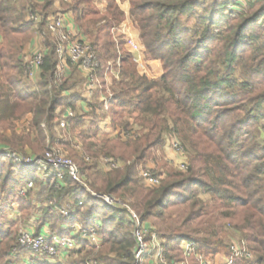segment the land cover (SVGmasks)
I'll list each match as a JSON object with an SVG mask.
<instances>
[{
	"label": "trees",
	"instance_id": "1",
	"mask_svg": "<svg viewBox=\"0 0 264 264\" xmlns=\"http://www.w3.org/2000/svg\"><path fill=\"white\" fill-rule=\"evenodd\" d=\"M36 1L0 0V122L10 124L32 114L33 142L30 134L20 141L40 156L62 145L56 134L58 109L76 110L83 98L75 93L78 67L70 78H57V44L47 29L55 0L40 5ZM98 1L107 3L106 12L99 10ZM117 1L76 0L66 7L101 63L97 77L104 89L108 63H115L121 53L122 79L115 80L108 114L114 128L131 132L137 125L141 131L126 143L106 137L93 152L96 159L105 155L126 162L122 169L105 173L75 152L72 157L96 192L133 200L137 217L143 224L151 223L163 241L169 264H199L196 255L227 252L232 232L241 234L253 253L234 264H264V24H259L264 0H128L147 56L162 63L159 80L141 76L132 56L113 38V30L124 20ZM37 10L42 14L38 25L27 21V14ZM36 34L47 54L39 80L32 82L21 54ZM91 105L94 120L89 129L97 136V119L107 111L97 114L96 108L105 110L100 101ZM128 113L131 118L126 119ZM86 116L82 112L72 120L73 130L87 123ZM169 138L184 151L189 170L168 175L159 187L144 188L138 167ZM14 140L0 136V143L19 149ZM14 171L18 179L13 178ZM29 182L35 189L23 198L18 188ZM37 188L34 195L48 203L37 232L49 225L55 235L70 237L68 226L74 222L85 227L101 224L97 255L95 248L88 250L78 240L80 249L71 253L67 264H135V222L127 210L108 207L67 174L61 181L43 180L35 169L9 160L0 164V189L7 194L0 198L4 207L0 220L14 203L21 215L14 223L0 222V264H27L31 252H14V227L30 224L28 210L36 207L32 198ZM63 208L73 211L70 222L62 216ZM183 242L196 246L190 259L182 251Z\"/></svg>",
	"mask_w": 264,
	"mask_h": 264
},
{
	"label": "built area",
	"instance_id": "2",
	"mask_svg": "<svg viewBox=\"0 0 264 264\" xmlns=\"http://www.w3.org/2000/svg\"><path fill=\"white\" fill-rule=\"evenodd\" d=\"M45 3L46 0H38ZM76 0H55L54 5L68 6ZM67 14L69 12H66ZM65 14L62 11H58L55 16L48 18L47 29L51 38L57 44V57L59 60L57 78H61L62 68L65 66L78 67L83 71L84 78L86 80V92L89 98L86 101L87 113L91 109L92 100L91 96L94 93H99L104 89V84L101 79L97 77V72L101 68V63L98 60L97 55L93 51V48L89 42L83 40V36L80 31H71L66 26ZM41 15L36 13L29 16L28 20L35 24H39L41 21ZM259 24H264L262 19ZM75 26V25H73ZM74 29V28H72ZM130 47H135V43L129 42ZM120 49V48H119ZM47 50L42 47L40 41L35 42L31 51L25 52L23 55V62L27 66L26 75L32 82L39 80L41 75V68L44 65L45 56ZM135 63L138 60L133 58ZM122 65L121 53L120 58L114 63H108V72L105 74V86L108 85L107 79L112 76L119 78L120 68ZM114 68H117L114 70ZM119 80V79H117ZM113 99V95L109 92L106 98H100V102L103 103L105 111H108L110 103ZM86 108V109H87ZM77 116L76 110L69 107L64 110L61 115V121L58 123L62 129H66L71 125L73 119ZM123 139L136 140L138 138L137 132H124L119 131ZM174 148L183 151L178 142L174 140ZM185 156V154H183ZM13 160L16 163L22 164L27 168H33L38 171V174L44 180L57 179L59 181L64 179L65 174L70 176L72 180L79 183L94 197L106 204L111 208H120L127 210L136 223L135 228V264H152L153 262L165 260V253L163 249V241L155 233L153 227L143 224L138 217L134 214L129 204L125 201L117 199L113 195L102 194L88 188L86 176L82 173L79 166L67 156H64L60 151L50 149L42 156H22L11 150L0 151V161ZM86 161H90V158H84ZM104 170L112 171L122 169L123 163L113 158H103L102 160ZM2 163V162H0ZM102 166V167H103ZM187 164L184 162L181 169L185 170ZM145 183L149 187H159L161 185L162 178L155 173L145 171L142 173ZM34 183L29 182L25 187H21L20 195L26 196L29 191L33 190ZM82 205V204H80ZM61 214L65 220L70 222L73 211L69 208H63ZM101 224L96 222L95 226L85 227L80 222L72 223L68 229L70 230V237H62L55 235L52 231L46 230L45 233L34 232L32 228L26 226L18 237L17 244L14 248V252L19 250L28 251L33 253L36 257L50 263H63L67 264L68 258L71 253L80 249L78 240L85 242L88 246H92L95 249H99L101 246L102 238L100 237L99 230ZM150 238V239H149ZM182 251L187 258H190L195 254V244L184 242L181 245ZM232 256L222 263L214 262L215 264H234L238 258H248L251 254L246 245L233 248ZM199 263L207 264L208 262L201 256H197ZM154 259V260H152ZM206 262V263H205ZM96 264V263H94ZM174 264H186V263H174Z\"/></svg>",
	"mask_w": 264,
	"mask_h": 264
},
{
	"label": "rangeland",
	"instance_id": "3",
	"mask_svg": "<svg viewBox=\"0 0 264 264\" xmlns=\"http://www.w3.org/2000/svg\"><path fill=\"white\" fill-rule=\"evenodd\" d=\"M229 1H234V0H229ZM36 2L39 5L42 4V2H40L38 0ZM240 2H243V1L241 0ZM53 11L54 10L52 8L51 12H53ZM37 13L40 14V11L37 10ZM55 15L56 14L51 13V16H55ZM28 16H29V14H27V21L30 22L28 20V18H29ZM48 33H49V31H48ZM82 36H83V40L84 41L89 42V39L84 34H82ZM113 38H117L116 35H113ZM41 40H42V37H41ZM118 40H120V39H118ZM29 43L27 45H29ZM41 45H43V44H41ZM25 52H26V47L23 49V52L21 54V58L22 59H23V55L25 54ZM115 69H117V68H114V70ZM78 75H79L78 78H81L83 76V74H80V73H78ZM110 77L113 78L112 81H111V85H108L106 87V89H103L99 93H97V92L94 93L91 96L92 103L100 101V100H98L99 98H101V99L102 98H106V96H108L109 92L114 96L113 87H114V84L116 83L115 80L119 79L118 81H121L122 77H121V75H119V78H115V76H112L111 74H110ZM86 96H87V98H89L88 97L89 94L86 95ZM80 106H81V103H79L78 107H80ZM64 110L65 109H58V111H57V125H56V134L58 135V138L60 139V142L62 143V145L56 144L51 149H55V150L60 151L64 156H67L68 158H70L72 161H74L79 166L78 162L75 161L74 158L72 157L74 155V152H75L76 154H78L79 158L84 160L88 165L97 163L98 166L100 167V170L102 172L108 173L109 171H105L104 170V166H103V163L101 161L103 158H106L108 156L100 155L96 159V158H94L92 156L93 152L98 149V147L100 146L102 140L104 138H106V137H109V138H111L113 140H119V141H122L124 143H126L128 141H132V140L126 141V140L123 139V136H121L120 132H119V131L122 130V128L118 127V129H116V128L113 127V120L110 118V116L107 118V116L109 115L108 112L105 115V118H99V120L97 121V126H98V135L97 136H95L93 133H91V129H89V125H86L87 123L84 126L80 127L79 129L73 130V125H72V122H71V125L68 128L62 129L58 123H60V121H61V115L64 112ZM87 110H88V108H87ZM92 110H93V107H91V109L89 110L88 114H90ZM95 110L99 114H102V113L105 114V110H100L98 108H96ZM82 112L83 111H81V109L79 110L78 108H76L77 116L80 113H82ZM77 116H76V118H77ZM89 117L92 118L93 116L89 115ZM127 117L131 118V115L128 113L126 115V119H127ZM131 122L134 123L135 122V118L134 119L132 118ZM32 123H33L32 114H25V115L21 116L20 118H18L16 120L12 119L10 124L9 123L7 124V123L0 122V136H4L5 138H7L9 140H14L15 139L14 143L16 145H19V149H13V148L10 149V147H8L7 145H4L3 143H0V151H2V150H11V151H14V152H16V153H18V154H20V155H22L24 157H26V156H35V155L32 154V152H33L32 149H31L32 146H29V145L24 146V145L21 144V141H20V139L22 137L25 138L29 134H30L29 136H31V133L33 131V124ZM139 130L141 131V129L137 125H135L132 128L131 131L137 132ZM83 131L87 132L88 137H85V135L83 134ZM137 134L139 135L140 133L137 132ZM262 137H263V134L261 135V138ZM33 139H34V135H32L31 138H30V140H32L31 142H33ZM168 140H170V138ZM170 141H172V140H170ZM85 142H86V144H85ZM92 144L96 145V147L92 148L91 147ZM170 144H171V147L174 148V143L170 142ZM86 148H88L91 151H87ZM174 149L177 151V153L179 155L184 157L183 156L184 151L177 150L176 148H174ZM40 155L42 156L43 154H40ZM85 157L86 158H90V161H86L84 159ZM108 158H111V157H108ZM8 160H6L5 163ZM9 161H13V160H9ZM0 162L4 163L3 161H0ZM120 162L123 163V167L122 168H124L126 166V164H127L126 162H122L121 160H120ZM184 162L187 164L185 170L181 169V166H182V164ZM2 163H0V164H2ZM14 163L23 166L22 164H19V163H16V162H14ZM79 168H80V166H79ZM187 170H189L187 156H185V158H183L182 160L180 158V160L177 161V162L172 161V159L167 157V154H166V151L164 149V146H161V147L155 149V151L149 157L147 162L139 165V167H138V175H139V178L141 179L142 185L144 186V188H146V187H149V186L146 185L145 180H144V178L142 176V173H144L145 171H148V172H151V173H155L156 175L160 176L162 178V180L165 181V180L168 179V175L173 174L175 172H187ZM36 172L38 173L37 170H36ZM82 173L85 174V176H86V181H87L88 188H90L93 191H96L94 186L91 185V180L88 179L87 174L84 173L83 171H82ZM13 178L14 179H18L19 178V174H18L17 171L16 172L14 171ZM25 186L26 185L20 186L18 188V193H20L21 187L23 188ZM34 189H35V185H34L33 190ZM85 189L87 190V188H85ZM10 192H11V190H10ZM37 192H38V188L33 192V197L34 198H32L33 203H34V205L36 207H35V209H33V208L30 209V207H29V210H28L29 211V216H30V220L29 221H31L30 224H33V225L25 224L26 226H29L30 228H32L33 231L36 232V233H37V229H38V223H39L38 221L42 220L43 214L45 212L44 209L47 208V204H48V203H46L44 201V199L38 198V197H36V195H34V193L37 194ZM102 194H104V193H102ZM6 196H7V194L6 193L3 194L2 189H0V198L4 199ZM113 196L116 197L117 199L123 200L122 198H120L118 196H115V195H113ZM21 197L25 198V197H27V195L26 196H21ZM204 198H207V197H204ZM169 200H171V199H169ZM123 201H125L126 204H129L130 207L132 206V203H133L132 199H127V200H123ZM13 205H14V207L13 208L11 207L10 212L7 213L8 217L6 218V216H7L6 215L2 219V221L0 220V222H5V224L8 225L9 222L10 223H14V222L18 221V218L21 215V211L19 209V206L16 203H14ZM0 208H4L3 207V202H1V201H0ZM131 209L134 212V209L132 207H131ZM134 214L136 215L135 212H134ZM132 221H133V219H132ZM67 222H69V221H67ZM147 224L149 226H151V223H147ZM25 225L22 226V227L20 226V228H18L16 226L14 227V233L16 234L17 241H18V237H19L21 231L26 227ZM3 226H4V229H6L8 227V226H5L4 224H3ZM47 226H48V230L51 231V228L49 227V225H47ZM226 226L229 227V224H227ZM151 227H153V226H151ZM135 228H136V223H135ZM154 230H155V233H156V229L155 228H154ZM231 235H232L233 239H232V241H229L230 249L227 252L218 254V255H216L214 257L201 256V257H203L204 260H206L208 262L207 264H215L214 263L215 261L219 262V263H222V262H224L225 260L229 259L232 256L233 251H234L233 248L240 247L243 244L246 245V247H247V242H245L243 240V236L241 234L236 233V232H232ZM100 237L102 238V236H100ZM17 241H16L15 244H17ZM189 243H192V242H189ZM192 244H194V243H192ZM87 247H86V249H88V250H90V248L91 249L93 248L92 246H88V245H87ZM94 252H95V255H97L98 250L96 249ZM249 252H250V250H249ZM250 254H251V257H248V259L253 257V253L250 252ZM196 256H198V255H196ZM73 258H75V260H78V261L81 260V257H79V256H74ZM34 259H37V260H40V261H44V260L40 259L39 257H36L33 253H31V254H29V258H27L25 260V262L27 264H31ZM152 260H154V259H152ZM152 264H169V262H168V259H167L166 255H165V260L158 261V262H153ZM186 264H189V263L186 262ZM199 264H201V263H199Z\"/></svg>",
	"mask_w": 264,
	"mask_h": 264
},
{
	"label": "crops",
	"instance_id": "4",
	"mask_svg": "<svg viewBox=\"0 0 264 264\" xmlns=\"http://www.w3.org/2000/svg\"><path fill=\"white\" fill-rule=\"evenodd\" d=\"M118 6L120 7V9L122 10V12L124 13V20L122 22V24L117 27L116 29L113 30V35H116V37L118 39H120V43H121V48L122 51L128 52L132 58H136L138 60L137 65V70L138 73L141 76H146L148 79L150 80H159L162 75H163V66L160 60H153V59H149L147 56V52H146V48L145 46H143L141 38H140V34H139V30L137 29V26L135 25L132 16H131V4L128 0H118L117 1ZM97 7L99 8V10L104 13L107 11V3L103 2V1H98L96 2ZM53 13L56 14L58 11H62L65 14V23L66 26L69 28V30H73V31H79V28L77 27L76 21H75V16L74 13L72 11H70L66 6H57L54 5L53 6ZM66 12H69L68 14ZM75 25V26H73ZM74 28V29H72ZM115 38V39H117ZM3 38L0 35V43H2ZM40 41L41 43V36L39 34H36L32 41L29 43V45L26 46V52L31 51L32 47L34 46L35 42ZM129 42H133L135 43V47H130L128 45ZM73 66L69 67V66H65L64 68H62L61 71V78L65 77V78H70L73 74H74V67ZM78 73L83 74V71L79 68L76 69L75 71V79L78 80V88L75 90V93H80L82 96V100L81 106L78 107V109L81 111H83V113H85L86 116V120H87V124L89 125L91 121L94 120V118H90L89 114L87 113V109H86V101L88 102L87 99V92H86V80L84 78V74L81 78H78ZM105 74H109V72H106ZM113 78L109 77L107 79L108 85H111V81ZM104 81L105 80V76H104ZM107 85V86H108ZM105 86V88L107 87ZM70 92H66L67 95H69ZM100 100V98L98 99ZM96 103V102H94ZM82 107V108H81ZM108 112V111H107ZM97 114H99L97 112ZM110 115L107 116V118ZM105 118V117H104ZM111 118V116H110ZM112 119V118H111ZM99 119H97L98 121ZM97 124V123H96ZM119 126L116 127V129H118ZM170 142H174V139H172V141L167 140L164 146V149L166 151L167 157H169L170 159H172V161H179L180 158L181 160L184 157H182L181 155H179L177 153V151L171 147ZM33 225V224H30ZM48 230V226H44L43 228H41L40 233H45V231Z\"/></svg>",
	"mask_w": 264,
	"mask_h": 264
}]
</instances>
